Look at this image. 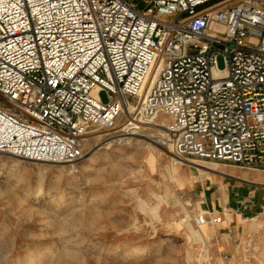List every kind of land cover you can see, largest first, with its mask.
I'll return each mask as SVG.
<instances>
[{
    "label": "built area",
    "instance_id": "obj_1",
    "mask_svg": "<svg viewBox=\"0 0 264 264\" xmlns=\"http://www.w3.org/2000/svg\"><path fill=\"white\" fill-rule=\"evenodd\" d=\"M127 107L178 161L264 171V0H0V153L78 162Z\"/></svg>",
    "mask_w": 264,
    "mask_h": 264
},
{
    "label": "rangeland",
    "instance_id": "obj_2",
    "mask_svg": "<svg viewBox=\"0 0 264 264\" xmlns=\"http://www.w3.org/2000/svg\"><path fill=\"white\" fill-rule=\"evenodd\" d=\"M216 63L224 67L221 56ZM123 122L126 114L114 129L89 127L75 163L0 154V264H264V171L176 164L161 143L127 146L134 136L119 131ZM214 214L219 224L196 226V216Z\"/></svg>",
    "mask_w": 264,
    "mask_h": 264
},
{
    "label": "bare ground",
    "instance_id": "obj_3",
    "mask_svg": "<svg viewBox=\"0 0 264 264\" xmlns=\"http://www.w3.org/2000/svg\"><path fill=\"white\" fill-rule=\"evenodd\" d=\"M153 80H154V77H153ZM145 84H144V86H145ZM144 86L142 88V93H143ZM124 110H125L124 113L126 115H128V113L130 112L131 108L130 107H127ZM131 124L133 125V127L130 128V126H128L129 124H126L125 122L119 123V126L121 127L119 129V131L126 132V131H129L130 130L131 131L130 134L134 136L133 138H131V139L128 140V142L126 143L127 146H135V147H137L140 142H143V143H147L148 145H151L152 143H159V144L161 143L160 145H166V146H169V148H170V145L166 142L167 132H166V129H165V127H164V125H163V123H162L161 120H158V122L155 121V123H153V122H146L144 120H139V121H136V122H132ZM136 128L138 130H136ZM147 128H151V129L157 130L160 133V137L157 136V135H154L153 133H150V131H149V133L148 132H145V130ZM114 139L115 138L108 139L105 142L106 143L105 144V146H106L105 148H109V146L115 144ZM0 154H5V153H0ZM5 155L8 156V157L16 158V157H13V156L8 155V154H5ZM115 157H117V154H114V156L113 157H110V158L113 159ZM102 158H103V160H105L108 157L107 156H104ZM172 159H173V162H175L176 164H188V163H192V162H188V163H186V162L185 163L184 162H179L177 159H175L173 157H172ZM0 161L3 162L2 165H4V164L6 165V163H5L6 159H0ZM93 165H95V159L93 157H89V165H85L84 168H85V170H89V168L91 166H93ZM197 166L203 167V165H201V164L200 165H197ZM176 170H177V167H174V171H176ZM196 226L199 227L200 229H203L205 227V225H196ZM200 233H201V231H200ZM204 233H205V231H204ZM52 252H53L52 251V248L47 249L46 254L45 255H42L40 257V261H43L44 258L46 259L47 257L51 256ZM65 254L67 256L73 257L76 254V252L75 251H70V249H69V250H66L65 251Z\"/></svg>",
    "mask_w": 264,
    "mask_h": 264
},
{
    "label": "crops",
    "instance_id": "obj_4",
    "mask_svg": "<svg viewBox=\"0 0 264 264\" xmlns=\"http://www.w3.org/2000/svg\"><path fill=\"white\" fill-rule=\"evenodd\" d=\"M224 247H227V246H224Z\"/></svg>",
    "mask_w": 264,
    "mask_h": 264
}]
</instances>
